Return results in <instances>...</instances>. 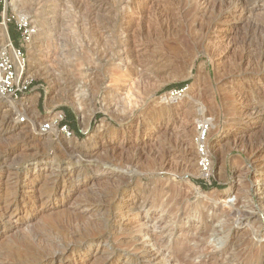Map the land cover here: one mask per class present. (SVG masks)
<instances>
[{
  "label": "rangeland",
  "instance_id": "374dc122",
  "mask_svg": "<svg viewBox=\"0 0 264 264\" xmlns=\"http://www.w3.org/2000/svg\"><path fill=\"white\" fill-rule=\"evenodd\" d=\"M153 2L8 1L13 21L27 18L36 34L25 46L26 107L0 102V264H150L147 250L154 264H179L172 247L185 233L238 228L242 215L230 216V205L251 214L259 234L249 229L227 247L203 243L207 253L195 264H248L250 251L257 252L252 264H264V156L254 159L264 152V0ZM225 18L235 26H223L229 38L216 48ZM181 87L195 100L166 110L164 97ZM71 99H81L87 119ZM51 110L72 137L40 132ZM198 123L211 125L206 175L198 167ZM34 164L36 199L22 186L32 182ZM107 172L115 174L100 180ZM121 194L137 197L126 217L138 222L116 228ZM14 198L18 208L6 213Z\"/></svg>",
  "mask_w": 264,
  "mask_h": 264
},
{
  "label": "bare ground",
  "instance_id": "6f19581e",
  "mask_svg": "<svg viewBox=\"0 0 264 264\" xmlns=\"http://www.w3.org/2000/svg\"><path fill=\"white\" fill-rule=\"evenodd\" d=\"M135 2L137 0H134ZM155 2V1H154ZM153 0H143V3L144 5L145 4H153L154 3ZM138 3V2H137ZM143 5V6H144ZM158 5V4H157ZM139 6V5H138ZM141 6V5H140ZM147 6V5H146ZM130 7V6H129ZM238 7V6H237ZM142 11V10H141ZM243 13V12H242ZM245 13V12H244ZM138 16V15H137ZM136 17V16H135ZM226 19V18H225ZM141 21V20H140ZM126 22V21H125ZM135 23V22H134ZM140 23V22H139ZM225 24H228L230 26H235V19H226L225 21H223L222 25L219 26L217 28V31H218V36L215 37L214 39V45L216 48H220L222 47L223 43L229 38L227 36V33L225 32V28L223 29V26ZM139 25V24H138ZM134 28V27H133ZM138 29V28H137ZM140 30V28H139ZM128 31V30H126ZM138 31V30H137ZM139 33V31H138ZM137 33V34H138ZM131 34V33H130ZM136 34V35H137ZM0 40H1V48L2 49L6 44H8L10 41H9V37H8V34H7V30H6V27L4 24H0ZM215 48V50H216ZM132 49V48H131ZM130 49V50H131ZM125 50V49H124ZM128 50V51H130ZM138 51V50H137ZM140 53V52H139ZM129 54V53H128ZM131 54V53H130ZM127 57V63H130L128 62L129 59H131V56H126ZM128 67V66H127ZM126 67V68H127ZM132 73V72H131ZM37 76V75H36ZM31 77H34V74L31 75ZM191 92L187 91V93L183 96V98H177L175 101L173 100H170L167 105L165 106L166 110H172L174 108H182V107H185L186 109H188V106L195 100V97L190 94ZM110 94V93H109ZM81 100V99H80ZM75 101L73 99L69 100L70 103L76 108L81 120L85 119L86 116H85V111H84V107H83V103L82 101ZM0 102H5V104L7 105V107L11 108V109H14L16 110L17 112H19L20 110H22L23 108L26 107L27 103L26 101L23 102V101H19V102H16V101H13L11 99H6V98H1L0 97ZM183 108V109H185ZM185 109V110H186ZM19 110V111H18ZM204 108H200L199 112L201 115L204 114ZM16 112V113H17ZM53 111L51 110L50 114H51V117H50V120L52 122L55 121V118H56V115L52 114ZM85 118H84V117ZM87 119V118H86ZM202 123V122H201ZM201 123H198V124H201ZM204 123V122H203ZM28 124V123H27ZM191 124V123H190ZM192 125V124H191ZM86 127V126H85ZM195 127V126H194ZM87 128V127H86ZM21 129V127H15V130H19ZM186 127L184 129V131H186ZM195 129L197 130V126L195 127ZM25 130V128H24ZM23 131V129H22ZM194 130L190 131L191 133L193 132ZM52 132L54 133H58L59 131L56 129V127L54 126L53 127V130ZM189 132V133H190ZM12 133V132H11ZM21 133V132H20ZM60 133V132H59ZM191 135V134H190ZM189 135V136H190ZM31 139V138H30ZM32 140V139H31ZM231 141V140H230ZM229 145V144H228ZM212 148V147H211ZM214 149V147H213ZM264 156V152H259L258 154H256L254 156V159H257V158H260L261 156ZM28 156V155H27ZM252 163V162H251ZM253 164V163H252ZM39 168V164H34V166H31L28 168L27 170V173L28 174H31L33 176L34 172H37V169ZM40 170V169H39ZM54 171V170H53ZM8 172V171H7ZM16 173V172H15ZM58 174V173H57ZM72 174V172H71ZM77 174V173H76ZM115 173H112V172H107L105 176H101L100 177V180L101 179H109L110 177H113ZM53 175V174H52ZM80 175V174H79ZM113 175V176H112ZM120 176V175H119ZM19 175L16 177V179L18 178L19 179ZM41 177V176H39ZM32 178V182L27 184V185H22L23 188L25 187L26 189H31V193H33V196L32 199H36L35 198V193L37 192V187H36V182H37V177ZM76 178V177H75ZM108 181V180H107ZM7 182V181H6ZM19 183V185H18ZM21 181L17 180L16 182V187H15V190H17L18 187L21 186ZM38 186V185H37ZM91 186V185H90ZM187 186L188 188L190 189H194L198 194L199 196H203V194L205 193H201L199 191V189L197 187H195L192 183H189L187 182ZM244 187V186H243ZM70 188V185L67 184V182L65 181L64 184H63V189L64 191H67V189L69 190ZM40 189V188H39ZM38 189V190H39ZM83 189V188H82ZM81 190V189H80ZM88 190V189H87ZM12 191V190H11ZM30 191V190H29ZM90 191V190H89ZM43 192V191H42ZM86 192V191H85ZM25 194V193H24ZM42 194V193H41ZM66 194V192H65ZM122 195V194H121ZM208 194H205L203 196V198H207L209 199V196H207ZM140 196V195H139ZM30 197V196H29ZM37 197V196H36ZM62 197V195H61ZM136 196H130V195H127V194H123L122 195V199L120 201H118V203L115 205L117 211L119 212V216L117 219L120 220V224H118L116 226V228H121L123 225H132V224H135L138 222V218H136L135 216L132 217H126V214L128 210H133L135 207H137V203H136ZM244 198V197H242ZM42 199V197H41ZM70 199V196H65V197H62L60 199L61 203H68V200ZM3 201V200H2ZM35 201V200H34ZM41 201V200H40ZM143 202V201H142ZM146 202V201H145ZM8 203V206L7 208L5 209L6 213H8L12 207H14V209H17L18 208V202L17 200L14 198L12 200H10L9 202L7 201ZM33 204H37V201L36 202H33ZM62 206H64V204H62ZM240 206V205H239ZM36 207V206H35ZM53 208H55V206L53 207H49V210H53ZM63 208V207H62ZM228 208H230V216L231 215H242V218L239 217L238 218V228L236 230H232L231 226H228L227 224H223L221 225V228H205L202 232H200V234L198 236H194L192 235L191 237H186V234L185 233L184 235L181 236V238H179L178 242L175 243L172 247V249L174 250V255H176V258L178 259L177 261L179 262V264H195L194 260L198 257L202 258L203 255H205L207 253V250L205 248H203V246L205 245L206 246V243L207 242H211V241H214L216 243V245H219L220 247L223 246V247H227L229 246L233 240L236 241V239H238L237 237H246L248 234H249V229L253 230V226L251 225L252 223L254 224V222L251 223L253 217L250 215H247V214H241L243 213V211L241 212L240 209L238 208V206L236 205H230ZM57 209V208H55ZM115 209V210H116ZM242 209V208H241ZM47 210V209H46ZM114 210V211H115ZM13 211V210H12ZM218 211V210H217ZM13 213V212H12ZM57 213V211H56ZM116 213V212H115ZM202 212L201 211H195L194 215L199 217L201 216ZM128 216V215H127ZM229 216V217H230ZM236 216V217H237ZM132 217V218H131ZM244 219V220H243ZM257 219V218H256ZM236 221V220H234ZM126 223V224H125ZM56 224V223H55ZM51 225V224H50ZM105 225V224H104ZM235 227V226H234ZM234 229V228H233ZM117 230V229H116ZM220 230L224 231V233H221ZM253 233V237L257 236L259 233H255L254 230L252 231ZM251 234V233H250ZM254 239V238H253ZM247 241V240H246ZM252 242H254L252 239L249 241V244H253ZM194 243V245H193ZM204 243V245H203ZM200 244V246H199ZM202 245V246H201ZM30 249V248H29ZM32 250V249H31ZM61 253V252H60ZM63 253V251H62ZM61 253V254H62ZM66 254V253H65ZM104 254V253H103ZM135 254V253H134ZM145 254V253H144ZM21 256L22 253L20 254ZM137 255V254H135ZM146 255V256H145ZM144 258H148L150 264H154L158 259H157V256L155 255H151V252H149L148 250L146 251V254H145ZM237 256V255H236ZM247 263L248 264H252L250 261H252L256 256H257V252H249L248 255H247ZM138 257V256H137ZM26 259V258H25ZM256 259V258H255ZM27 261V260H25ZM162 261V260H161ZM201 262V261H200ZM163 264V263H162ZM199 264H205L203 261ZM212 264H219L217 259L215 260L214 263ZM222 264V263H221Z\"/></svg>",
  "mask_w": 264,
  "mask_h": 264
},
{
  "label": "built area",
  "instance_id": "2783aa9c",
  "mask_svg": "<svg viewBox=\"0 0 264 264\" xmlns=\"http://www.w3.org/2000/svg\"><path fill=\"white\" fill-rule=\"evenodd\" d=\"M8 1L0 0V24L5 25L10 41L0 49V97L19 102L25 96H28L32 89V82L26 76L28 62L25 46L30 44L36 34V30L25 17L13 21V18L9 15ZM12 23H15L19 33L20 45L11 36L10 25ZM187 91L188 87L176 88L164 98L175 101L177 98H183ZM63 120L64 118L60 116L54 122H46L40 126V132L43 134L47 133L52 131L55 126L60 134L68 138L72 137L71 129L67 124L63 123ZM20 123H28L27 117H21ZM210 126V123L200 124L197 127L198 130L195 139L196 150L199 156L198 167L202 175H206L211 168L208 150Z\"/></svg>",
  "mask_w": 264,
  "mask_h": 264
},
{
  "label": "trees",
  "instance_id": "16d2710c",
  "mask_svg": "<svg viewBox=\"0 0 264 264\" xmlns=\"http://www.w3.org/2000/svg\"><path fill=\"white\" fill-rule=\"evenodd\" d=\"M11 34H12V38H15V39H16V37H15V35H14V32H13V26L11 27ZM14 41H15V40H14ZM70 117H71V119H72V116H70ZM71 128H72V130L76 131L75 124H73V125L71 126ZM197 183H199V184H201L202 186H204V183H203L202 181H197Z\"/></svg>",
  "mask_w": 264,
  "mask_h": 264
}]
</instances>
